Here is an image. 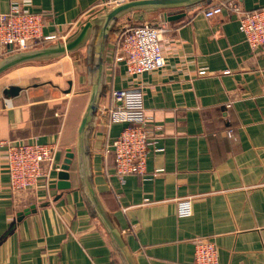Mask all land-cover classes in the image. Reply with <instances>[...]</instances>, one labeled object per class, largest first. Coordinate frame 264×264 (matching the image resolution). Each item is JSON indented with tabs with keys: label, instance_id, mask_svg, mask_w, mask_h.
Here are the masks:
<instances>
[{
	"label": "crops",
	"instance_id": "obj_1",
	"mask_svg": "<svg viewBox=\"0 0 264 264\" xmlns=\"http://www.w3.org/2000/svg\"><path fill=\"white\" fill-rule=\"evenodd\" d=\"M15 1L42 16L44 35L69 37L100 13L101 0ZM220 1L146 21L166 30L159 71L127 78L122 65L111 67L107 43L102 106L112 89L140 85L152 130L146 173L122 182L110 146L123 125L106 126L100 113L90 145L94 186L136 264H192L197 240L215 243L218 264H264V48L250 49L227 10L210 19L199 13ZM233 2L245 11L264 7V0ZM11 5L0 0V14ZM47 67L29 63L0 76V143H54L60 170L74 151L90 78L80 70L60 86L42 78ZM3 151L0 264H120L83 198L74 161L69 188H59V170H51L35 189L15 194ZM185 198L192 213L180 218L176 201Z\"/></svg>",
	"mask_w": 264,
	"mask_h": 264
},
{
	"label": "built area",
	"instance_id": "obj_2",
	"mask_svg": "<svg viewBox=\"0 0 264 264\" xmlns=\"http://www.w3.org/2000/svg\"><path fill=\"white\" fill-rule=\"evenodd\" d=\"M131 0H101L97 8L104 9ZM224 10L235 15L238 29L243 34L251 50L264 48V7L250 11L242 10L233 0H223L200 10L205 19L221 14ZM45 27L41 15L20 10L12 0L9 12L0 14V59L3 57L55 42H63L66 34H43ZM112 38L111 67L122 65L127 78H138L142 74L163 69L166 64L160 41L165 29L150 23H129ZM200 75L204 70L198 72ZM105 119L106 126L123 125L111 142L114 175L121 182L127 176H143L151 145L152 130L143 107L141 86L112 89L109 93ZM6 159V172L10 190L15 194L33 190L39 181L51 170H59L55 165L57 145L36 142H1ZM160 151V150H157ZM110 152L107 147L104 155ZM192 213L190 198L176 201L178 217H188ZM192 264H218V250L214 242L197 240L194 243Z\"/></svg>",
	"mask_w": 264,
	"mask_h": 264
},
{
	"label": "water",
	"instance_id": "obj_3",
	"mask_svg": "<svg viewBox=\"0 0 264 264\" xmlns=\"http://www.w3.org/2000/svg\"><path fill=\"white\" fill-rule=\"evenodd\" d=\"M210 0H131L108 9L85 20L63 42L9 54L0 59V76L18 66L29 63L52 61L89 46V88L76 137L74 151L67 152L58 173L61 189L69 188V170L75 163L80 191L94 219L113 249L120 264H136L133 254L103 206L96 191L92 175L91 139L100 114L106 88V48L109 33L116 27L135 22H144L158 17L174 16L200 7ZM19 90L11 87L8 92ZM5 91V94L8 93ZM32 208V207H31ZM26 209L18 214L19 219L28 214Z\"/></svg>",
	"mask_w": 264,
	"mask_h": 264
},
{
	"label": "rangeland",
	"instance_id": "obj_4",
	"mask_svg": "<svg viewBox=\"0 0 264 264\" xmlns=\"http://www.w3.org/2000/svg\"><path fill=\"white\" fill-rule=\"evenodd\" d=\"M135 23H143V22H135ZM121 26L114 28L109 33L107 42H111L114 35L118 34L120 29L122 28ZM54 63H58V64L55 65ZM35 64H43V65L47 64L48 66L47 69L41 74L42 78L54 80V81L59 80L58 82L61 83L60 86L66 87L67 86L66 81L71 80L73 77H76L77 76L76 74H78L80 70L82 73L83 72H85L86 74L89 73V46H85L80 50H77L75 52H72L55 60L35 63ZM40 78L41 77L36 78V80H33L32 82L39 81ZM83 88L85 92L88 89L87 85H85ZM105 113H106V108L104 106L103 114H102L103 116H101V118L102 117L104 118Z\"/></svg>",
	"mask_w": 264,
	"mask_h": 264
},
{
	"label": "bare ground",
	"instance_id": "obj_5",
	"mask_svg": "<svg viewBox=\"0 0 264 264\" xmlns=\"http://www.w3.org/2000/svg\"><path fill=\"white\" fill-rule=\"evenodd\" d=\"M103 109H104V107L102 106V107H101V111H100L101 114L103 113Z\"/></svg>",
	"mask_w": 264,
	"mask_h": 264
}]
</instances>
